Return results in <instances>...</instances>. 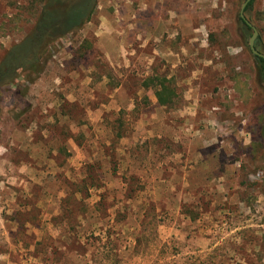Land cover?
I'll return each mask as SVG.
<instances>
[{
  "label": "rangeland",
  "instance_id": "rangeland-1",
  "mask_svg": "<svg viewBox=\"0 0 264 264\" xmlns=\"http://www.w3.org/2000/svg\"><path fill=\"white\" fill-rule=\"evenodd\" d=\"M245 1L98 0L35 83L1 88L0 264H264V74ZM37 6L0 0V61ZM245 17L264 54V0Z\"/></svg>",
  "mask_w": 264,
  "mask_h": 264
},
{
  "label": "trees",
  "instance_id": "trees-1",
  "mask_svg": "<svg viewBox=\"0 0 264 264\" xmlns=\"http://www.w3.org/2000/svg\"><path fill=\"white\" fill-rule=\"evenodd\" d=\"M254 1L248 4L245 11ZM36 2L37 17L33 28L22 41L11 46L0 61V90L24 76L28 82L35 83L51 60L55 43L82 30L90 23L95 15L98 0H36ZM244 23L248 29H252L246 22ZM256 58L264 74V59ZM159 87L155 93L159 103L162 106H170L167 104L174 93L165 81H160ZM1 112L0 94V116Z\"/></svg>",
  "mask_w": 264,
  "mask_h": 264
},
{
  "label": "water",
  "instance_id": "water-1",
  "mask_svg": "<svg viewBox=\"0 0 264 264\" xmlns=\"http://www.w3.org/2000/svg\"><path fill=\"white\" fill-rule=\"evenodd\" d=\"M251 1H252V0H246V1L243 3L242 8H241V12H240V17H241V19H243V21L246 22L247 25H248L249 27H251V28L253 29V31H254L253 36L251 37V40H250V48H251L252 53H253L256 57H261V58L264 59V54L258 52V51L256 50V48H255V41H256V39H257L259 33H258L257 29H256L255 27H253V26L251 25V23H249V22L247 21L246 17H245V10H246L248 4H249Z\"/></svg>",
  "mask_w": 264,
  "mask_h": 264
},
{
  "label": "crops",
  "instance_id": "crops-1",
  "mask_svg": "<svg viewBox=\"0 0 264 264\" xmlns=\"http://www.w3.org/2000/svg\"><path fill=\"white\" fill-rule=\"evenodd\" d=\"M145 8H146V5L143 4V6L140 7V9H138L137 12L140 14V12H144ZM120 88H121V87H120ZM5 154H6L5 152L3 153L2 151H0V161H2L3 159L8 158V155H9L10 153H8L7 156H6ZM16 167H17V166H16ZM1 180H2V182H0V185L5 184V180H3V179H1ZM8 183H9V181H8ZM2 198H3V197H2ZM2 198H0V203L4 204L5 201H3Z\"/></svg>",
  "mask_w": 264,
  "mask_h": 264
}]
</instances>
